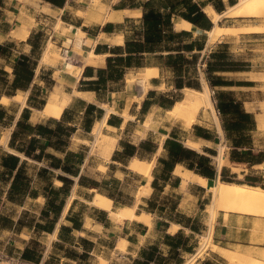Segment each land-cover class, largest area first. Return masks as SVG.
<instances>
[{"label": "crops", "instance_id": "0c3cea01", "mask_svg": "<svg viewBox=\"0 0 264 264\" xmlns=\"http://www.w3.org/2000/svg\"><path fill=\"white\" fill-rule=\"evenodd\" d=\"M27 1L29 3H24V6L28 7V9H26L28 14L25 16L31 24L28 36L26 39L16 36L13 39L5 41L6 39L4 40L3 37L10 36L12 30L9 26V24H11L10 22L4 24L3 12L13 13L20 4L18 3L19 0H11L12 6L8 8V2H6V0H0V90L3 85V71L8 74L7 78L10 79L9 83L13 81V65L17 60L25 56L36 62L32 82L28 85L26 90L18 89L14 95L16 96L19 92H28L26 93L25 107L21 110L20 106L14 113H7V118H11L7 128L9 130L7 137L8 141L6 146L0 145V160L3 154H11L19 158V164L16 170H14L10 180L6 184L0 181V186L5 187L0 198L4 200V204L13 206L12 212L8 214L0 210V235H2L1 240L6 244L7 253H18L22 255L25 251H28L33 257L39 259L40 264H95L91 262L94 258V253L97 250L101 253L97 258L102 256V253H105L99 250L101 246L100 243L106 242V246L109 248V241H105L102 237L107 239H111L112 237L115 243L119 241V243L126 248V253L132 257L131 264H135L137 261H146V258H148L147 255L152 248L156 249H154L150 257V259H152V262H150L151 264H157V260H161L162 263L167 262V264H174L169 260L170 247L165 243L166 235L174 236L179 232H182L184 235L186 230H189L190 234L194 235L201 233L205 227L202 229L197 227L195 231L190 227H186L184 225L185 221L176 219V214L172 212V209L169 210L168 207L160 203L159 194L163 193L161 191H164L168 187L179 189L182 186V178L174 174L176 167L180 165L184 169H187L181 164H176L172 170H167L165 168L163 161L169 160V153L164 148V144L167 139H173L172 133L177 136V141L183 145L184 142L182 140L184 138H180L173 128H170L167 133H162L161 131L146 127V123L150 116L151 122H154L152 109L155 112L164 111L168 113L174 104L183 97L182 95L180 99L174 101L173 104L170 105V100H172L173 97L170 96L168 92H163L158 89L162 86L159 79H161L165 73L169 72L172 78H175L174 69L166 65V55L182 53L185 58L191 59V55L198 53V65L199 63L202 65V73L204 74L202 75L204 76L203 79L206 81L204 72L207 66L206 61L209 60L210 54L214 52L215 48L220 47L223 49L224 47L225 49L227 48L225 44L228 42L226 40L224 41L225 37H222L215 43V47L210 46L209 31L194 26L192 23L193 29L191 31H175V23L184 19L174 14L172 18L173 32H185L188 36L181 37L178 40L180 42L174 43L172 48L191 43L199 37H204V49L202 51H167L163 49L164 46H160L156 48L154 52L139 53L137 54L141 56V58H138L140 61L139 67L134 66L127 68L124 71V77L122 79L107 80L105 83L96 86L97 90H90L88 83L98 80V70L107 69L106 60L108 57L122 55L119 53L125 52L126 43H143V16L147 11L145 4L151 1V6H154L155 9L164 13L167 12L168 9L162 4L163 0H64L60 5L53 4L47 0ZM205 1L206 0H193L194 3L198 4ZM222 2L224 3L225 9L221 13H218L210 3L200 6L203 13L212 23L211 30L214 28V22L204 9L210 5L216 13L222 15L231 6L229 5V0H222ZM180 10L181 8L179 7L178 11ZM45 18L50 21L51 24H58V22H60L59 29H55V27L52 28L51 37H48V34L46 35L42 31H38L44 30V27L40 25L42 24V19ZM221 18L222 21L218 23V25L223 27H232L225 26L222 24L223 21H245L241 17L224 16ZM255 23L256 24H253L254 26H259L257 20H255ZM106 27H109V32L105 31ZM78 29L84 34L81 35L79 39L77 38L79 35ZM63 30H66L67 33ZM38 34H40V36H38ZM68 36H70V38H68ZM242 36H248L253 39L262 37L264 39V33H242ZM119 38L122 39V44L118 43ZM49 42L59 51L63 49L68 50V52L74 54L77 59L80 55L82 57H87L91 50L95 54L104 55L105 57L102 59V62L99 61L95 65H86L83 73L78 79L73 77H69V80L63 79L66 80L65 86L71 89L72 93L70 101L59 118L43 117L42 119H38V121H33V111L39 112V110H41L39 109V104L41 100H45L44 97H41V94H43L47 87H51L55 84L53 78H50L49 81L43 79L42 72L45 67L44 65L40 66V57H42ZM8 45L11 46L8 47ZM4 46L8 47L6 55L3 53ZM98 47L100 50L97 53L96 49ZM245 49L248 50L247 48ZM123 56H126V54L124 53ZM160 56H162V58ZM234 61L239 62V60L236 59H234ZM240 62L243 63L241 67H253L249 59L241 60ZM81 66L79 68H81ZM147 68H157L158 77L150 80L149 83L151 87L145 92L142 98L139 88H137L136 85L133 89L127 88L126 81L131 71L145 70ZM200 71V68L196 67L193 75L200 77ZM252 73L253 71L250 70L235 72L216 71L214 75L221 77V84L214 87L210 86L213 89L219 90L217 93L224 92L230 94L233 99L241 103L242 109L246 113L253 116L255 124L250 134L264 129L258 126V118L262 116L257 112L258 106L263 102L242 100L238 98L234 92L252 90L256 86V81L252 79H238L233 81L232 79H227L225 76H250ZM36 80L42 82L43 85L36 84ZM166 86L171 89L170 92L182 91V89H176L174 80L168 82ZM74 91L84 92L85 96H89L87 99H90L87 100L78 97L75 95ZM128 91L130 94L126 95ZM14 96H2L0 100L3 97L13 99ZM115 96H117V99H114ZM145 101H147V105L144 108ZM0 105L3 106L1 102ZM105 108L110 109L111 113H109L106 119L107 127L104 126L102 132L105 135L114 137L117 141L110 158H105L107 160L106 162H94V164H90L92 160L89 143L92 140L94 142L95 139L92 131L95 125L101 122L106 115ZM24 110L28 111V116L24 119L25 124L32 128L42 125L52 132L45 134V136H40L35 132L27 134L20 132L15 139L14 147L25 149L27 143L35 138L39 141L38 145L42 146L43 154L41 158H36L41 154V149L38 148L39 146L37 145L33 152L35 157H28L16 148L10 147L12 134L16 130L17 123L23 120L22 113ZM4 120H6V118H4ZM156 122L157 121L154 123ZM189 128L190 129H186L187 131H185L187 132L186 135L190 137L191 140L198 141L199 143L202 141L205 144L203 147L200 146V151L187 148L211 160V164L216 170L214 180H216L217 177L221 179L223 168L227 170L225 173L226 177L233 179L238 178L236 172H233L228 167H221L219 170L217 165L213 162L216 156V149L211 147V145L221 144V142L224 141L231 147L230 149L233 150L232 143L227 139L223 128L222 135L217 129L215 133H212L209 129L201 125H193ZM156 135H161L163 138L158 142L155 137ZM204 136L208 138H204ZM163 140V145L160 147ZM76 142L78 144H76ZM74 144H76L75 148ZM132 147H134L133 156H129L128 153L133 151ZM230 155L231 151L228 156L229 162L236 163L231 160ZM134 157L141 161H154L151 171V192L140 196L141 203H139L138 209H135L138 215L143 213L149 214L151 217L150 223L146 224L142 221L124 220L118 225V231L115 233L113 229L115 228V223H113L112 218L109 217L108 211L90 205V202L95 195L93 192H97L110 198L113 201V205L118 203L115 199V195L119 194L120 187L124 181L129 180L131 177L142 176L128 168V164ZM24 162H26L24 169L25 175L30 180L29 190L26 194L20 195L17 202L9 201L8 193L11 188V183L18 169ZM239 164L248 166V164L245 163ZM101 168H104V171H102ZM251 168H254V166ZM42 169L48 170V173L44 176L40 174ZM0 170L2 171L4 169L0 167ZM89 170H93V174L89 175ZM242 175L245 179L249 174L244 173ZM60 178H64L67 181L64 182ZM187 184L190 190L189 192L193 194H200L201 192L203 193L204 190H207L205 187L192 182ZM32 191H36V195H32ZM53 192L58 193L57 198H55ZM53 198H55V205L60 206L58 213H55V210L49 207L47 203L48 200L52 201ZM70 198V206L64 214L63 210ZM87 198L91 207L86 205ZM124 206L133 207L134 205L123 204L122 207ZM29 210L34 211L35 215L30 214ZM43 211L45 214H43ZM233 213L226 214V219L224 217L225 214L222 213L223 221H228L233 216ZM192 222L193 220H191V223ZM37 225H50V231L40 229ZM173 225H177V229L174 233L169 231ZM152 233H156L157 235L155 241H150L149 239ZM185 236L188 235L185 234ZM45 237L51 239L45 240ZM213 237H219L216 228L213 231ZM41 238L44 240H41ZM221 238L224 237L221 236ZM114 242L112 246H114ZM114 247H116V244ZM184 253L185 252L182 253L181 259H184ZM182 264H184V262Z\"/></svg>", "mask_w": 264, "mask_h": 264}, {"label": "rangeland", "instance_id": "374dc122", "mask_svg": "<svg viewBox=\"0 0 264 264\" xmlns=\"http://www.w3.org/2000/svg\"><path fill=\"white\" fill-rule=\"evenodd\" d=\"M6 2H8L7 7L10 8L12 6L11 0H6ZM18 3L20 5L19 7H17V10L13 11V13L6 11L3 12L4 24L10 22L11 24H9V26L12 30L10 36L3 37L4 40L6 39L5 41H8V39H13L16 36H20L22 39H26V37L24 36V32L28 31L29 33V27L31 26V24L28 22L25 16L28 14L26 11L28 7L24 6V3L28 4L29 2L27 0H19ZM21 5L24 7H22ZM241 18L245 21L230 20V21H223L222 24H224L225 26H232V27H244V26L256 24L255 20H257V24H259L260 27H264V15L249 16V17L241 16ZM0 19H1V13H0ZM45 19H42V24L40 25L44 27V30H38V31L39 32L42 31L46 35L48 34V37H51L52 36L51 31H53L52 28L55 27V29H59L60 22H58V24H51L50 21ZM221 21L222 18L220 19V21L218 20V23H220ZM63 31L66 32V30ZM80 36L81 34L79 33L77 38L79 39ZM222 37H225L224 41L226 40L228 43L225 44L227 48L220 51H225L227 54H230L228 55L230 58H233V60L234 59L239 60V62L241 60L249 59L253 65V67H249V68L248 67L237 68V70L239 71H248V70L253 71L252 75L250 76L227 75L225 77L227 79H232L233 81H236L238 79H252L256 81L255 83L256 86L252 90L245 92L235 91L234 94H236L237 97L242 100L262 101L263 103L258 106L257 112L260 116L264 117V39L262 37L253 39V38H249L248 36H242V34H225L211 40L209 42V45L214 46L215 43ZM68 38H70V36H68ZM245 48H247L248 50H246ZM215 50L219 51L218 48H215ZM49 51L50 52L48 56L46 57L44 62L40 63V66L44 65L45 67L44 71L42 72L43 79L49 81L50 78H53L55 84L47 88L45 86L46 89L44 90L43 94H41L42 95L41 97H44L45 100L43 101L41 100V103L39 104V109L43 108L48 97L54 90H59L63 95L67 97L71 96L72 90L65 86L66 80L63 79L65 78L69 80V77L77 78L75 75L76 73L75 71H78L77 69H79V67L82 64L75 57L74 54L69 53L68 50L66 49L59 51L56 47L51 46L49 48ZM66 56H68L67 60L65 59ZM66 61L69 63L68 66H66ZM72 66L73 67L75 66L73 69L74 76L71 75L73 72ZM196 67H199L201 70L200 77L198 76V79L193 78L191 81L197 84L199 90L202 91L203 84L205 81L203 79L204 74L202 73L203 67L200 63L199 65L197 63ZM141 71L142 70L131 71L128 74L127 79L133 78L134 75L140 73ZM173 80L174 78H172L169 72L165 73L164 76L161 79H159V81L162 83V86L158 89L163 92H168L169 95L172 96L173 98L180 99L182 97V93L180 91L170 92L171 89H169L166 86L168 82H171ZM9 81L10 79L8 78V82ZM35 83L41 86L43 85V83L40 82L39 80H36ZM135 85L136 84L132 83V85L128 88L133 89L135 88L134 87ZM207 85L209 86V89L211 91V99L214 102L215 109L217 111L216 108L217 91L219 90L210 87L209 83H207ZM127 94H130V92L129 91L126 92V95ZM17 95H19L20 98L22 99L23 97L26 96V93L19 92ZM114 99H117V96H115ZM1 104L3 105V107L5 108L8 114L14 113L15 110H17L22 105L21 102L16 99H9L6 102H1ZM154 112L155 111L152 109V113L154 117L153 121L154 122L157 121V122L152 123L150 116L146 123V127L155 129L157 131H161L162 133H167V131H169L170 128H173L176 134L180 136V138L181 137L184 138L183 140L181 139L184 142V144L186 141L191 140V138L186 135L187 132H185L187 131L186 129H189V127L186 126V124L182 120L174 118L170 116L168 113H165L164 111H156L155 113ZM217 116L221 124V117L218 111H217ZM43 117L45 116L41 115L38 111H33V121H38V119H42ZM194 125H201L203 127H206L212 133L216 132V128L213 121L210 120L207 112L203 109L199 111ZM8 126L0 124V145L2 146H6L4 141L9 133V130L7 129ZM155 137L158 140V142L163 138L161 135L160 136L156 135ZM251 137L253 142L252 151L254 155L264 153V129L252 133ZM91 142H93V140ZM91 142L89 143V147L91 151L90 156L92 160L90 161V164H94V162L95 163L106 162L107 161L106 159H109L110 157L109 158L105 157L100 147L95 146L93 148L92 146L93 143ZM76 144L78 143L76 142ZM76 144H74V148ZM204 144H205L204 142L202 141L200 142L201 147H203ZM211 147L216 149V156L219 154L220 147L222 148L223 158L221 161V167H228L230 170L237 173L238 178L232 179L235 183L243 184L244 176L242 174L246 173L258 177L259 184L261 186H264V169L250 168V167L248 168V166H245L243 164L230 163L228 160V156L231 151L230 149L231 147L227 145L226 142L224 141H222L221 144L218 143L216 145H211ZM216 156L214 157L213 162L218 167L219 160L216 158ZM262 159H264V157ZM235 166L236 168H234ZM101 169L102 171H104V168ZM92 171L93 170H89L88 174L89 175L93 174ZM144 185H145V178L143 176L131 177L129 178V180L124 181V183L120 187L119 194L115 195V199L118 203H115V205H113V201H112L113 210L115 211L118 210L119 208L122 207L123 204H129L131 206L136 205V209H138V205L141 202L140 199L139 201L137 200V196L139 191L141 192L143 190ZM4 190L5 187L0 186V197L2 196V192H4ZM189 191L190 190L188 189V184L182 183V186L179 189H173L171 187H168L164 191H161L163 193L159 194L160 203L163 204L165 207H168L169 210L172 209V212L176 214V219H180L182 221H188V222H191V220H193V223L196 227H199L201 229L205 227L203 228L201 233L194 235L190 234L189 230L185 231V234L188 235L185 236L184 234V237L188 238V247H192L194 250L192 251L193 253L191 254L189 253L183 254L184 264H202L204 261H210L211 264H244V261L242 260L236 263L231 261L230 259L223 258L221 255L222 249L239 253L242 257H250L254 259L255 261L254 264H264V213L241 214V213L217 211L216 214L213 215L211 214L213 213V208L211 207L212 204L211 193L207 190H204V192L203 193L201 192L200 194H193L190 193ZM96 193L97 192H93V194ZM86 205L88 207H91L90 206L91 204L89 205L88 203V198ZM12 207L13 206H11L10 204H4V200L0 198V210H3L5 214L11 213L13 209ZM29 211L30 214L35 215L34 211L32 210ZM222 213L225 214L224 216L225 219L227 217L226 214L233 213V216L228 221L226 220L223 221ZM112 221L113 223H115V228L113 229L115 233H117L119 227L118 225L121 224L122 222L116 221L114 219H112ZM222 225H226V226H222ZM211 227H212V243L215 244L217 247H213L212 245L208 244V246H206L204 251L202 249L200 253L197 254V252H199V249L201 248V244L204 243L203 237L208 236ZM215 228L217 229V233L219 236L218 238L213 237V231ZM172 230L173 227L169 231ZM1 236L2 235H0V248L5 247L6 245L5 242L1 240ZM221 236L224 238H221ZM156 237H157L156 233H152L149 239L150 241L151 240L155 241ZM46 239L50 240L51 238L45 237V240ZM102 239H104L105 241H109L108 242L109 248L106 246V242L100 243L102 247L100 246L99 250L104 251L105 253H102V256L97 258L98 255H101V253L97 250L93 255L94 258L91 261L92 263L131 264L132 257L126 253V248L123 247V245L119 243V241L115 243L112 237L111 239L102 237ZM41 240L44 239L41 238ZM113 242H114V246L116 244V247L112 246ZM171 262H173V260H171Z\"/></svg>", "mask_w": 264, "mask_h": 264}, {"label": "trees", "instance_id": "16d2710c", "mask_svg": "<svg viewBox=\"0 0 264 264\" xmlns=\"http://www.w3.org/2000/svg\"><path fill=\"white\" fill-rule=\"evenodd\" d=\"M53 4L60 5L64 0H47ZM151 1L145 4L147 11L144 13V41L143 43L132 42L126 43L125 52H121L116 57H108L107 58V69L98 70V80L88 83L90 90H97L96 86L105 83L107 80H120L124 77V71L127 68L131 67H139L140 61L137 54L143 52H154L156 48L160 46H164L163 49L167 51H187L192 52L202 51L204 49V37H199L198 39L192 41L191 43L184 44L182 46L172 48V45L178 41L187 33H174L173 32V22L172 18L175 14L183 18L185 21L192 23L194 26L210 31L212 28V23L207 18V16L203 13L200 6L205 4H211L214 9L221 13L224 11L225 6L222 0H206L203 3H194L193 0H163V5L168 9L167 12L161 13L154 6L150 5ZM237 3V0H229V5L233 6ZM179 7L181 8L180 11ZM183 8V9H182ZM106 32H109V27L105 28ZM40 36V34H38ZM11 45H8V47ZM7 46L3 47L4 55L7 54L8 50ZM35 47V46H34ZM218 50H215L210 54L209 60L207 62V66L205 69V77L206 81L210 84V86H219L221 83V77L214 75L216 71H239L237 68H241L243 63L235 62L233 58H230L228 54L222 48L218 47ZM100 48L96 49L98 53ZM126 56H123V54ZM162 58V56H160ZM199 54L195 53L191 55V59L185 58L184 54H168L166 55V65L168 67H172L175 72L174 84L176 89L181 90L185 87L199 89L198 85L191 81L193 78L198 79V76L193 75L198 63ZM212 60V61H211ZM36 62L32 61L28 57H21L16 63L13 65V81L11 83L8 82V74L3 71L2 77V87L0 90V98L2 96L12 97L16 94L18 89L26 90L28 85L32 82L34 77ZM87 73V72H86ZM190 73V74H189ZM6 83V85H5ZM8 84V85H7ZM6 87V88H3ZM96 88V89H95ZM178 98H173L170 100V105L173 104L174 101H177ZM147 105V101L144 103V108ZM217 111L221 117L222 128L226 133L227 139H229L232 143L233 150H231L230 158L233 162L236 163H245L251 168L252 166L264 162V153H260L258 155H254L252 151V137L250 131L254 127V120L251 114L246 113L242 109V105L240 102L236 101L231 97L230 94L219 92L217 93ZM7 112L3 106L0 105V124L1 125H9L11 118H7ZM28 116V111L24 110L22 113V119L17 123L16 130L12 134V139L10 142V147L16 148L17 150L23 152L26 156H33V152L36 147L41 149V154L36 158H41L43 154L42 146L38 145V140L33 138L28 143L26 148H18L14 147V142L17 135L21 132L24 134L27 133H37L40 136H45V134L52 132L50 129L38 125L35 128L30 127L29 125L24 123V119ZM6 118V120H4ZM90 127V126H89ZM173 139H167L164 148L169 153V160L163 161V164L167 170H172L176 164H181L186 167L188 170L195 172L205 178L210 180V184L214 181L216 176V170L214 166L211 164V160L203 155L198 154L197 152L188 149L182 143L177 141V136L172 133ZM204 138H208L204 136ZM37 145V146H36ZM133 151L128 153L129 156H133ZM19 164V158L11 155V154H3L0 160V167L4 170H0V181L3 184H6L14 170H16ZM25 165L26 162L22 164V166L18 169L14 179L11 183V188L8 193V200L17 202L19 200V196L26 194L29 190V178L25 175ZM226 169H222L221 173V181L226 182H234L230 177H226ZM48 173L47 169H42L40 174L44 176ZM218 178V177H217ZM216 178V179H217ZM62 181L66 182L67 180L64 178H60ZM258 177H255L252 174H249L245 177L243 184L250 186H257L264 189V186H261L258 181ZM235 183V182H234ZM64 189V188H63ZM67 191V189H66ZM32 195H36V191H32ZM55 198H57L56 192ZM55 198L48 200L49 207H52L55 213H58L60 206L55 205ZM62 203V202H61ZM47 213V212H46ZM43 214L45 212L43 211ZM184 225L186 227H190L192 230H196V226L192 222L185 221ZM1 226V225H0ZM38 228L44 229L46 231H50V225H37ZM52 227V224H51ZM165 243L170 247V256L169 260H173L174 264H182L183 259H181V255L183 252L185 253H193L194 250L192 247H188V238L184 237L182 232L177 233L174 236L166 235ZM152 248L148 253V258L146 261H137L135 264H151L150 259L151 255L154 252ZM22 257L35 264H40L38 258L33 257L31 253L25 251L22 254ZM157 264H167L162 263L161 260H157ZM202 264H211L210 261H204Z\"/></svg>", "mask_w": 264, "mask_h": 264}, {"label": "bare ground", "instance_id": "6f19581e", "mask_svg": "<svg viewBox=\"0 0 264 264\" xmlns=\"http://www.w3.org/2000/svg\"><path fill=\"white\" fill-rule=\"evenodd\" d=\"M204 11L207 13L208 16L212 18V21L214 22V28L208 32L209 42L215 39L216 37H220L221 35H225V34L264 33V27H260V26L249 25V26H244V27H223V26L218 25V20L224 16H229V17L247 16L248 17V16L264 15V0H237V3L233 6H230L226 10V12L223 13L222 15L216 13V11L210 5L206 9H204ZM174 29L175 31H181V30L191 31L193 29V26L191 23L181 20L175 23ZM78 33H80L81 35H84L83 32L80 31V29H78ZM24 36L25 37L28 36V31L24 32ZM118 43L122 44L121 38H119ZM51 46L52 44L49 42L48 46H46L47 47L46 50H44L43 52L42 57H40L41 58L40 63L45 61L46 57L48 56L50 52L49 48ZM67 57L68 56L64 58L67 60L68 59ZM104 57H105L104 55L95 54L92 50L89 51V54L87 57H82L80 55L78 60L79 62L82 63V66L81 68L77 69L78 71H75L77 73V74L75 73L77 79L83 73L86 65H95L99 61L102 62L103 61L102 59ZM68 65L69 63L66 61V66ZM74 67L72 68V71ZM73 73L74 71L72 72L71 75H73ZM156 77H158V69L157 68H147L145 70H142L140 73L134 75L133 78L128 79L126 81L127 88L130 87L132 83L136 84L137 88H139V91L142 97L145 94V92L148 91V89L151 87L149 83L150 80ZM181 92L183 95L182 99L174 104L172 109L168 111V114L174 118L182 120L186 124V126L192 127L195 123V120H196V117L199 111L203 109L207 112L210 120L213 121L217 131L222 135L223 133L222 127H221V124L217 116V111L215 109L214 102L211 99V91L207 83L204 81L202 91L194 89V88L185 87L182 89ZM75 95L78 97L85 98V99L89 97V96H85L84 92H81V91H75ZM26 96L23 97L22 99L20 98L19 95H16L13 97V99H16L21 102L22 104L21 110L23 109V107H25ZM8 100L9 98L3 97L0 100V102H6ZM69 101H70V97L63 95L59 90H54L48 97L44 107L39 111V113L45 117L59 118L62 115ZM105 109H106V115L104 116L101 122L95 125L92 131V134L95 138L94 142H92L93 143L92 146L93 148L95 146L100 147L104 156L109 158L110 155L112 154L114 145L117 140L112 136L103 134L102 132V128L106 126V119L109 113H111L110 109L108 108H105ZM258 126L261 128H264V117L258 118ZM109 128L113 129L111 127ZM7 137L5 138V141H4L5 144L8 141ZM163 142L164 140L162 141L160 147H162ZM184 145L188 148L200 151L201 145L198 141L188 140L185 142ZM216 158L219 160L218 169L220 170L221 161L223 158V150L221 147L219 149V154L217 155ZM153 164H154V161L152 162L141 161L137 159L136 157L132 158L130 163L128 164V168L130 170L139 173L145 178V185L143 186V190L141 192L139 191L138 196H137L138 201L142 194H145V192L149 194L151 192L150 183L152 180L151 171L153 168ZM234 168H236V166ZM254 168L264 169V162L254 165ZM174 174L180 176L184 184L192 182L202 187H205L207 191L211 193L212 204L211 203L210 204H211V207L213 208V213H211L213 215L216 214L217 211L234 212V213H241V214L264 213V189L263 188H260L257 186L254 187L250 185L237 184L234 182L221 181L219 178L212 181L210 184V181L208 179L198 174H195L190 170L184 169L180 165L176 167ZM70 202H71V198L68 200L67 205L65 209L63 210L64 214L68 210L70 206ZM90 204L99 209L108 211L109 217L119 222H123L124 220H129V221L136 220V221L145 222L146 224L150 223V215L145 214V213L138 215L135 210L136 205L133 207L124 206L115 211L112 208V200L106 197L105 195H102L99 193H96L94 195V198L91 200ZM176 228H177V225H173V230H172L173 233L175 232ZM203 239H204V243L201 244V248L199 249V252H197V254L200 253L202 249L204 251V249L206 248V246H208V244L212 245L213 247H217L215 244L212 243V227L209 230L208 236L203 237ZM123 242L125 243L124 240ZM221 253H222L221 255L223 258L230 259L231 261L236 262V263L239 262L240 260L244 261V264H254L255 263L254 259L250 257H242L239 253H236V252L222 249Z\"/></svg>", "mask_w": 264, "mask_h": 264}, {"label": "built area", "instance_id": "2783aa9c", "mask_svg": "<svg viewBox=\"0 0 264 264\" xmlns=\"http://www.w3.org/2000/svg\"><path fill=\"white\" fill-rule=\"evenodd\" d=\"M0 264H35V263L25 260L21 254L7 253L5 246L0 248Z\"/></svg>", "mask_w": 264, "mask_h": 264}]
</instances>
